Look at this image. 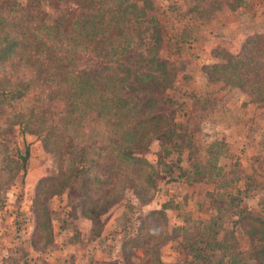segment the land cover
<instances>
[{"label": "trees", "instance_id": "1", "mask_svg": "<svg viewBox=\"0 0 264 264\" xmlns=\"http://www.w3.org/2000/svg\"><path fill=\"white\" fill-rule=\"evenodd\" d=\"M246 1L0 0V69L9 73L6 78L0 71V114L35 95L0 136L18 126L51 156L55 170L34 186L31 248L51 234V198L65 196L94 239L129 195L138 227L119 248L127 264L136 249L144 264H166L160 248L170 241L178 256H186L183 263L264 264V216L244 207L248 176L242 165L232 160L219 165V142L205 148V160L199 157L190 115L208 99L190 95V108L178 117L183 103L170 96L179 76L173 57L193 41L196 25L219 12L241 10ZM209 57L201 66L206 86L236 89L264 120V34L246 36L234 53L212 48ZM259 141L264 157V131ZM13 150L14 173L22 183L29 149ZM171 156L179 162V182L193 189L212 185L203 203L208 217L187 235L183 227L168 230L158 201L142 213L164 185L158 161ZM223 189L234 192L215 198ZM200 226L209 231L206 239Z\"/></svg>", "mask_w": 264, "mask_h": 264}, {"label": "rangeland", "instance_id": "2", "mask_svg": "<svg viewBox=\"0 0 264 264\" xmlns=\"http://www.w3.org/2000/svg\"><path fill=\"white\" fill-rule=\"evenodd\" d=\"M161 5H165V2H161ZM245 6L241 10L219 12L211 19L207 17L206 20H210L204 24L196 25L193 41L184 44L173 57L179 67V76L170 96L177 103H183V107L178 109V117L186 114L190 108V95L208 99L207 103L201 102L203 110H196L190 115L196 130L194 135L197 137L199 157L205 160V148L212 142H219L220 147H215L219 151L218 164L224 165L227 160L239 162L248 176L244 185V207L264 216V157L259 144L264 120L257 118L258 112L253 108L254 105L249 104L247 98L236 89L219 85L215 91L206 86L201 73V66L210 61L209 51L212 48L234 53L246 36L264 34V0H247ZM169 20L175 21L172 16ZM0 71L3 76L9 77L8 71ZM34 96L33 93L26 95L16 109L3 107L0 130L4 129L13 115L24 114ZM35 141L34 136L21 132L18 126L12 128L10 135L0 136V258L3 263L127 264L119 248L128 233H135L138 227L137 220L130 216L129 208L135 205V201L129 195H126L128 204L112 209L101 235L94 239L86 235L88 222L79 211L71 209L65 196L51 198L47 202L48 210L51 211L48 241L44 242L41 238L36 243V249L29 246L32 230L30 204L35 183L42 175L55 173L51 156L43 152ZM25 145L28 146L29 157L20 183L14 173L13 148H18L22 153ZM151 157L155 159L152 152ZM173 159L172 156L163 157L158 161L164 185L153 202L158 201L162 205L168 230L176 226L183 227L187 235L192 227L199 226L200 221L207 219L208 208L203 203L208 202L207 193L212 185L206 182L193 189L191 184H182L179 182V162ZM217 192L215 198L220 194L227 196L234 190ZM203 197L206 202L201 201ZM142 213H147V210L144 209ZM232 219V216L225 218V227H229ZM200 234L206 239L209 231L201 227ZM179 237H184V234L180 233ZM175 245L174 241L164 244L160 248V260L166 264H189L188 260L183 263L186 256L177 255ZM145 259L141 250L136 249L128 263L144 264Z\"/></svg>", "mask_w": 264, "mask_h": 264}, {"label": "crops", "instance_id": "3", "mask_svg": "<svg viewBox=\"0 0 264 264\" xmlns=\"http://www.w3.org/2000/svg\"><path fill=\"white\" fill-rule=\"evenodd\" d=\"M156 207H157L156 203L152 201L149 205L145 206V210H150Z\"/></svg>", "mask_w": 264, "mask_h": 264}, {"label": "built area", "instance_id": "4", "mask_svg": "<svg viewBox=\"0 0 264 264\" xmlns=\"http://www.w3.org/2000/svg\"><path fill=\"white\" fill-rule=\"evenodd\" d=\"M0 264H4L1 258H0Z\"/></svg>", "mask_w": 264, "mask_h": 264}]
</instances>
